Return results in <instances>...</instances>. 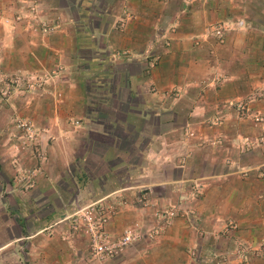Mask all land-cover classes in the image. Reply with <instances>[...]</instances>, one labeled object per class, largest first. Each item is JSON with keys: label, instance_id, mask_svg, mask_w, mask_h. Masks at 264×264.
Returning a JSON list of instances; mask_svg holds the SVG:
<instances>
[{"label": "crops", "instance_id": "obj_1", "mask_svg": "<svg viewBox=\"0 0 264 264\" xmlns=\"http://www.w3.org/2000/svg\"><path fill=\"white\" fill-rule=\"evenodd\" d=\"M39 2L58 22L49 34L0 17V75L54 73L43 90L0 105L1 210L15 233L0 252L11 264H264V131L250 118L264 117V0ZM218 24L229 26L221 42ZM89 62L100 69L86 71ZM15 110L44 154L26 189L8 164ZM28 151L18 170L34 163ZM99 201L109 238L158 223L163 234L92 260L84 226L70 236L63 218ZM228 221L237 227L224 232ZM238 243L251 251L235 255Z\"/></svg>", "mask_w": 264, "mask_h": 264}, {"label": "rangeland", "instance_id": "obj_2", "mask_svg": "<svg viewBox=\"0 0 264 264\" xmlns=\"http://www.w3.org/2000/svg\"><path fill=\"white\" fill-rule=\"evenodd\" d=\"M9 1H10L9 6L11 9L8 11V13H6L5 11H2L0 9V17H6L9 19V22L15 23V26L17 25L19 27V29L16 27V30L18 32H22V33L27 32L30 36L32 35V37L33 36L41 37L42 35L49 34L52 31H54L55 29H57V27H58L57 20L48 18L49 15L47 14L46 9H44L42 6H40L39 0H0V5L1 4L5 5L6 2H9ZM190 1H193V0H184V2H186V3L190 2ZM124 13L128 14V12L125 11V9H123L121 11L120 18L117 21L118 29L123 28V27L122 28L119 27V21L124 16ZM129 16L130 15L128 14V17ZM33 19L37 20L38 22H45L46 24H45V26L41 25V24H37L36 22L33 21ZM92 62H94V61L92 60ZM92 62L91 63L89 62V63L93 67L90 69V66H88L86 71L88 70V72H91L92 69H95V70L100 69V67L98 65L97 66L92 65ZM53 75H54L53 72L41 73L38 71L37 72L31 71V72H27V73L26 72H14L10 75H8L6 73H2L0 75V105H1L2 110L4 109L3 108L4 105L9 100L19 101V99L25 98L27 96V94H29V93L31 94V93H35L37 91L43 90V87L46 86L47 84H49L47 81ZM15 80L17 83L14 82ZM3 93H4V95H2ZM237 109L240 112L245 113V106L242 103H238ZM15 117H21V116L17 115L16 110L14 111V114H12V116L10 118L12 123L11 124L9 123V125L11 127L13 126V128L16 132V135H15V137L12 138V139H15V142H11V144L8 146L9 150H12V152H13L12 153L13 155L12 154L10 155V153L8 155L9 156L8 157V164L11 165L15 170L14 171L15 175H14V178H12V179H14V183L16 184V186H18L21 189H26L28 186L31 185L33 179L37 178V173L32 172V170L38 169L40 167V164L43 161L42 159L44 158V154L37 147L38 146L37 145V135H36L35 143H33V144H31L25 140V138L22 136V132H21L20 128L17 127ZM250 118H251L253 126L258 127L259 129L264 131V117L262 115L251 116ZM260 118L262 119V121H259ZM4 124L5 123L1 122L0 128H2L4 126ZM7 124H8V121H7ZM263 144H264V140H257L256 145H263ZM243 145L244 146H247V145L251 146V145H253V142L245 141L243 143ZM26 149L29 151L31 150L32 158L34 160L35 165H34V163H32V165H27L25 168H22L20 165L21 169L18 170L14 166H16L17 163L21 164V162H22L21 158H22V160H23V158H25L26 162H28L26 159L27 158V153H26L27 150ZM38 156H40L41 159ZM23 164H25V163H23ZM40 174L41 173H39V175ZM26 176H28V178L30 177V179H29L30 181H28L26 179L27 178ZM141 197H143V196H141ZM144 202H145V204L140 203L142 207H145V205L147 203L146 199L144 200ZM65 203L66 202H63V204H65ZM86 205H88V204H86ZM1 206L3 207L2 198L0 197V244L3 243L5 240H7L9 236L15 235V233L13 232L14 231L13 230L14 218L12 217L11 214H9L10 212L9 213L8 212L3 213V211L1 210L2 209ZM66 207L68 208V207H70V205L66 206ZM66 207H64V208H66ZM82 207H84V206L83 205L73 206V208L75 209L73 211V213L70 214L69 216H65L63 218L64 220L69 221V229H70V233H71L70 236L73 235L74 232H76V231H73L70 227L71 216H73V214ZM168 210H170V209H168ZM169 222H170V219H168V220L165 219V225L168 226L170 224ZM128 228L135 229L137 232L140 233L141 237L136 242L146 240L149 243H154L160 239V237L164 231L163 227L160 225V223L153 225L152 227H150L147 230H143L138 226H131ZM8 230L10 232H8ZM153 230H158V233L155 236L151 237V236H149V233ZM113 238H116V237H113ZM258 251H260L259 248H258ZM185 252L188 254L189 250L187 249V250H185ZM11 255H13V254H10L6 250L1 251L0 252V258L2 261H0V264H11V261H12ZM213 263L214 262H212L210 264H213Z\"/></svg>", "mask_w": 264, "mask_h": 264}, {"label": "built area", "instance_id": "obj_3", "mask_svg": "<svg viewBox=\"0 0 264 264\" xmlns=\"http://www.w3.org/2000/svg\"><path fill=\"white\" fill-rule=\"evenodd\" d=\"M127 18L128 14L124 13V16L119 21L120 28L124 26ZM33 21L44 26L46 24L45 22H38L34 19ZM242 26V21H237L234 23L235 28H241ZM227 30H229V26L218 24L212 28V33L217 41L221 42ZM14 82L17 83L16 80ZM2 95H4V93ZM15 121L17 127L20 128L22 136L25 138V140L31 144L35 143L36 132L32 122L29 119L23 117H15ZM259 121H262V119L260 118ZM38 157L40 158V156ZM26 177L28 181H30V177ZM144 200L145 199L143 197H140L138 202L145 204ZM108 213L109 212L107 211L105 205L99 201L80 208L73 214V216H71L70 227L73 231H76L79 225H83L87 231L89 235V256L94 261H101L111 258L117 251L127 247L133 242H136L141 237L140 233L135 229L125 228L116 238H109L104 229ZM165 215L167 219H171L174 217L175 213L170 209L165 212ZM236 227L237 226L233 222L228 221L224 224L222 230L224 232H228L229 230H235ZM157 233L158 230H153L149 233V236H155ZM259 250L264 252V247H260ZM247 251L251 250L240 243H238L234 248L235 255H242ZM225 262H227V259L223 257L221 259L215 260L213 264H224Z\"/></svg>", "mask_w": 264, "mask_h": 264}]
</instances>
